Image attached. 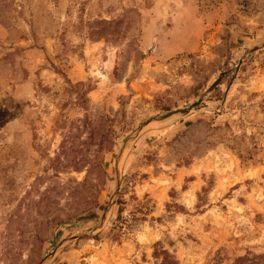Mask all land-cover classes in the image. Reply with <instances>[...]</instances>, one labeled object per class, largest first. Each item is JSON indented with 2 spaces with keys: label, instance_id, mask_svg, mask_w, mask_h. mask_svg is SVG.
I'll return each mask as SVG.
<instances>
[{
  "label": "rangeland",
  "instance_id": "obj_1",
  "mask_svg": "<svg viewBox=\"0 0 264 264\" xmlns=\"http://www.w3.org/2000/svg\"><path fill=\"white\" fill-rule=\"evenodd\" d=\"M262 41L264 0H0V264L264 255Z\"/></svg>",
  "mask_w": 264,
  "mask_h": 264
},
{
  "label": "water",
  "instance_id": "obj_2",
  "mask_svg": "<svg viewBox=\"0 0 264 264\" xmlns=\"http://www.w3.org/2000/svg\"><path fill=\"white\" fill-rule=\"evenodd\" d=\"M263 47H264V41L260 42L259 44L255 45V46H253V47H251V48H249L248 50H246L245 53H244V56H247V55L251 54L252 52H254V51H256V50H258V49H260V48H263ZM240 60H241V59H240ZM240 60H239V62H238V65H239L240 62H241ZM236 69H238V66H237ZM221 75H222V74H220V75L218 76V79L215 80V81H214V82H213V83L207 88V90L205 91V94L211 92V91L216 87V85H217V83H218V80H219V78L221 77ZM201 101H202V96H201L196 102H194V103H192V104H189V105L185 106L184 108L177 109V110H175V111H172V112H169V113L163 114V115H161V116H157V117L153 118L152 120H148V121L145 122L142 126H140L139 130L142 129V128H144L148 123H150V122H152V121L159 122V121H162V120L169 119L170 117H172V116H174V115H186V114H188L190 111L197 109L198 106L200 105Z\"/></svg>",
  "mask_w": 264,
  "mask_h": 264
},
{
  "label": "trees",
  "instance_id": "obj_3",
  "mask_svg": "<svg viewBox=\"0 0 264 264\" xmlns=\"http://www.w3.org/2000/svg\"><path fill=\"white\" fill-rule=\"evenodd\" d=\"M154 254L156 258L161 256L159 264H178L174 255H171L167 251L157 250ZM234 264H264V255L248 253L245 256L237 258Z\"/></svg>",
  "mask_w": 264,
  "mask_h": 264
}]
</instances>
